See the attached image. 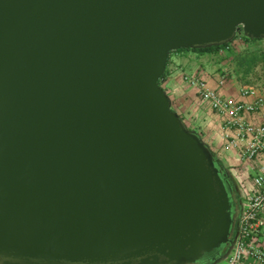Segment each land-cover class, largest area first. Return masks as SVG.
<instances>
[{"label":"water","instance_id":"1","mask_svg":"<svg viewBox=\"0 0 264 264\" xmlns=\"http://www.w3.org/2000/svg\"><path fill=\"white\" fill-rule=\"evenodd\" d=\"M237 36L264 0H0V264H225L239 177L159 80Z\"/></svg>","mask_w":264,"mask_h":264},{"label":"crops","instance_id":"2","mask_svg":"<svg viewBox=\"0 0 264 264\" xmlns=\"http://www.w3.org/2000/svg\"><path fill=\"white\" fill-rule=\"evenodd\" d=\"M240 47L237 51H240ZM224 63L223 60L214 59V52H196L192 49L171 52L165 66L163 88L171 96L172 110L179 113L187 125L197 130L218 157L228 166L235 167V172L240 178L243 169L255 171L259 166L264 165V156L257 155L250 159L243 156L247 138L237 139L235 145H229L228 142L235 138V130L225 126L224 117L203 101L196 88L184 78L188 74L195 75L214 88L218 94L235 102L252 100V96L240 94L242 84L238 83L234 77H226L225 73H222L225 69L222 67ZM221 79L224 84L219 86L218 82ZM256 89L257 93L264 94L263 89L259 87ZM243 115L248 121L262 122L264 107L256 112H245Z\"/></svg>","mask_w":264,"mask_h":264},{"label":"built area","instance_id":"3","mask_svg":"<svg viewBox=\"0 0 264 264\" xmlns=\"http://www.w3.org/2000/svg\"><path fill=\"white\" fill-rule=\"evenodd\" d=\"M184 78L196 88L203 101L224 117L225 126L235 130V138L228 142L229 145H235L237 139L247 138L243 156L248 159L264 156V121H248L243 115L264 107L263 93H257L255 86L242 85L240 94L253 99L235 102L218 94L195 75L188 74ZM218 83L222 86L224 81L221 79ZM250 177L249 188L243 185V209L234 222L233 253L225 264H264V165L259 166Z\"/></svg>","mask_w":264,"mask_h":264},{"label":"trees","instance_id":"4","mask_svg":"<svg viewBox=\"0 0 264 264\" xmlns=\"http://www.w3.org/2000/svg\"><path fill=\"white\" fill-rule=\"evenodd\" d=\"M235 39L236 37L229 43L219 46L192 50L196 52H217L220 49H228L229 51L231 49L230 44ZM240 39L244 42V48L240 51L232 52L233 55L230 60L232 74H234L243 85H252L264 90V49L261 47L249 48V44L263 39H249L245 36H241ZM164 75L165 71L160 77V85V81L163 79ZM217 162H220V160H217Z\"/></svg>","mask_w":264,"mask_h":264},{"label":"rangeland","instance_id":"5","mask_svg":"<svg viewBox=\"0 0 264 264\" xmlns=\"http://www.w3.org/2000/svg\"><path fill=\"white\" fill-rule=\"evenodd\" d=\"M241 36H237L236 39L230 44V50L228 51V49H224L222 51H217V52H214V59L216 60H222L225 62L223 65L222 64V67H224L225 69L222 70V73H225V76L226 77H234V79L237 80L238 83L242 84L236 77L234 74H232V71H231V64H230V60L232 58V52H236L237 49L240 47L242 50L244 48V42L240 39ZM258 47H261L264 49V39L261 40V41H256V42H253L251 44H249V48H258ZM174 51H172L173 53ZM161 86H163V79H161ZM243 85V84H242ZM235 168V167H233ZM243 174L240 173V178H239V182L241 183V185L246 188H249L250 186V180H251V177L253 174H254V170H248V171H245V169L242 170Z\"/></svg>","mask_w":264,"mask_h":264},{"label":"flooded vegetation","instance_id":"6","mask_svg":"<svg viewBox=\"0 0 264 264\" xmlns=\"http://www.w3.org/2000/svg\"><path fill=\"white\" fill-rule=\"evenodd\" d=\"M217 164L222 168V171L226 173V177L228 178L230 185H231V191H230V196L233 202V210H234V215L235 219L239 216L243 209V200H244V193H243V186L241 185L240 182H235L231 178L232 171L229 169V167L224 166L221 162H217ZM235 171V168H233ZM234 244V237L232 236V242L230 245ZM230 245H225L222 247L220 250L219 254L222 255L224 254L228 247ZM211 261H206L201 264H209Z\"/></svg>","mask_w":264,"mask_h":264}]
</instances>
